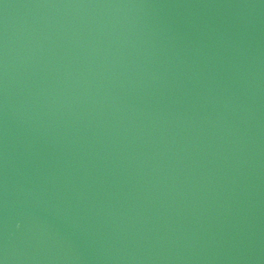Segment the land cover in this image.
<instances>
[{
    "label": "water",
    "instance_id": "95a60500",
    "mask_svg": "<svg viewBox=\"0 0 264 264\" xmlns=\"http://www.w3.org/2000/svg\"><path fill=\"white\" fill-rule=\"evenodd\" d=\"M2 264H264V0H0Z\"/></svg>",
    "mask_w": 264,
    "mask_h": 264
},
{
    "label": "snow or ice",
    "instance_id": "6c2138e0",
    "mask_svg": "<svg viewBox=\"0 0 264 264\" xmlns=\"http://www.w3.org/2000/svg\"><path fill=\"white\" fill-rule=\"evenodd\" d=\"M0 264H2V262H0Z\"/></svg>",
    "mask_w": 264,
    "mask_h": 264
}]
</instances>
